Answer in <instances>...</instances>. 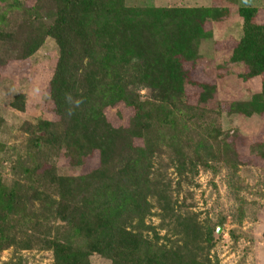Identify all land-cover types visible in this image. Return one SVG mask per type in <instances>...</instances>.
<instances>
[{
	"label": "trees",
	"instance_id": "obj_1",
	"mask_svg": "<svg viewBox=\"0 0 264 264\" xmlns=\"http://www.w3.org/2000/svg\"><path fill=\"white\" fill-rule=\"evenodd\" d=\"M229 2L136 7L127 0H0V75L10 63L35 58L47 39L58 49L41 106L47 116L21 126L24 153L0 137V253L14 248L10 264H23L20 251L32 249L50 250L52 264H92L94 255L109 264H220L210 254L215 227L176 210L173 177L155 160L173 169L177 197L182 181L199 185L200 168L223 167L241 223L237 171L247 162L264 167V126L239 146L215 125L220 110L207 104L217 87L199 47L212 39L214 22L237 12L240 37L214 46L230 50L228 61L241 66L243 81L260 78V90L232 101L229 112L262 117L264 7ZM24 98L16 95L11 108L23 111ZM117 106L127 114L125 125L115 127L104 111ZM5 125L0 114V136ZM11 151L17 158L7 177L3 162ZM153 206L160 226H171V238L147 223Z\"/></svg>",
	"mask_w": 264,
	"mask_h": 264
},
{
	"label": "rangeland",
	"instance_id": "obj_2",
	"mask_svg": "<svg viewBox=\"0 0 264 264\" xmlns=\"http://www.w3.org/2000/svg\"><path fill=\"white\" fill-rule=\"evenodd\" d=\"M250 2L252 0H245L246 4ZM127 3L136 7L149 4L206 6L210 4V0H127ZM229 3L235 6L239 0H230ZM253 3L264 7V0H254ZM231 8L229 6L228 9ZM18 16L19 14L15 13L12 19ZM263 18L264 16L259 19L262 20ZM17 21L15 19V23ZM240 21L237 12L230 10L229 17L214 22L212 25L213 37L202 41L199 52L203 56L201 65L206 73L210 74L208 77L213 78L217 87L213 99L207 104L209 108L214 107L220 110V114H213V121L224 132H230V139L236 136L235 139L239 140V146H243L246 144V138L254 140L260 134L264 126V114L263 118L257 115L247 117L242 113L232 114L229 112V105L232 101L246 100L250 98L252 93L259 92L260 78L243 81L239 77L242 72L241 66L228 61L230 50L217 48L219 50L217 51L216 46H214V41L220 44L232 37L239 38L242 32ZM57 56L58 49L55 43L53 40L47 39L44 46L36 52L35 58L30 61L10 63L9 67H5L4 72L0 75V114L6 121L0 137L8 146H14L21 154L24 153L23 141L27 136L21 127L24 125L23 123L25 121L34 122L41 114L47 116L41 112V106L47 97V83L52 75ZM221 65L227 68L225 69L227 73L224 75L219 74L224 72L219 69ZM18 94H23L25 97L26 105L23 111L11 108V102ZM145 95L146 89H142V98ZM104 112L113 126L125 125L127 112L122 106L110 107ZM136 142L140 141L136 140ZM245 149H247L245 146L241 148L243 159L246 157ZM16 158V155L11 151V154L3 162L7 170H4L5 176H9L8 170ZM52 161H56L58 165L62 164V160L60 161L55 157H52ZM155 163L156 168L164 169L167 167L166 173L173 177L171 190L174 191V199L177 198L176 200H178L176 210L181 213H185L182 212L185 210L194 212L198 221L212 223L215 227V245L210 250L212 259L216 257L220 264H264V167L247 162V164L241 165L237 171L242 186L239 192V204L245 210L239 224L237 222L239 218L238 201L230 191L226 181V170L223 167L217 172L200 168L195 179L199 185L187 184V182L182 181L181 192L177 197L175 189L177 177L173 169L164 165L165 161L159 157L156 158ZM70 171L76 172L74 169H70ZM62 172L69 171L62 169ZM151 211L153 214L147 218V223L156 227L160 236L168 235L171 238L173 235L171 226H160L162 219L159 215L154 214L160 210L153 206ZM223 217V224H218ZM163 222L168 224V219ZM232 230L237 237L232 235ZM148 235L152 236V233L149 232ZM159 243L168 242L165 239H160ZM13 254L14 248H7L2 251L0 264H6L5 262L10 264ZM20 254L24 259L23 264H52L53 262L50 250H21ZM91 261L92 264H109V260L97 255L92 256Z\"/></svg>",
	"mask_w": 264,
	"mask_h": 264
}]
</instances>
